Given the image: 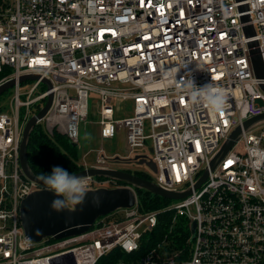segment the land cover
Wrapping results in <instances>:
<instances>
[{
    "label": "built area",
    "instance_id": "2783aa9c",
    "mask_svg": "<svg viewBox=\"0 0 264 264\" xmlns=\"http://www.w3.org/2000/svg\"><path fill=\"white\" fill-rule=\"evenodd\" d=\"M254 41L264 61V0H0V85L15 80L11 110L0 109V264H97L116 248L114 264H264V162L251 151H264V118L244 126L264 113ZM25 74L39 78L21 82ZM185 78L218 86L226 109L193 102L179 84ZM51 93L39 121L50 134L78 144L93 115L101 142L123 136L125 155H106L102 143L91 166L145 158L156 166L151 181L190 193L143 211L134 185L87 176L91 189L131 187L135 204L85 233L32 241L20 207L42 185L22 169L21 142ZM116 100L131 101L125 118L115 117Z\"/></svg>",
    "mask_w": 264,
    "mask_h": 264
},
{
    "label": "water",
    "instance_id": "95a60500",
    "mask_svg": "<svg viewBox=\"0 0 264 264\" xmlns=\"http://www.w3.org/2000/svg\"><path fill=\"white\" fill-rule=\"evenodd\" d=\"M241 10H246L247 5L243 4L240 6ZM243 21L249 20V15L242 17ZM247 35H253L255 33L254 28L251 24L244 27ZM257 41L251 42L252 47V61L255 69L256 76L264 79V61L257 47ZM38 74H25L20 77V81L23 82L28 79H37ZM44 82L51 87V83L44 79ZM15 84V80L11 79L0 85V95L11 88ZM261 87L264 90V82L261 83ZM53 94H49L47 101L43 108H41L34 116L27 122L24 132L23 139L21 142V163L22 169L26 176L36 183L41 184L37 181L34 172L31 170L28 157H27V144L30 132L33 127L39 123V121L46 115L52 104ZM264 118V113L258 116H254L245 121L244 126L247 127L256 120ZM241 131L240 126L233 131L230 138L224 144L223 148L217 155V158L222 157L233 145L234 140L238 137ZM140 164H145L151 169L155 170L156 166L153 161L141 158ZM77 176H104L113 178L116 180H122L125 183L134 185L135 187L146 188L155 195H159L168 199H179L187 196L190 191L187 192H174L157 185L150 179L144 178L134 172L128 171L122 168L114 167H98L90 166L84 167L82 170L72 173ZM207 172L204 177L197 183V186L201 184L205 179ZM94 195H98L101 198V204L97 207L92 204V198ZM54 195L50 191L42 189L36 190L30 193L21 202L20 214L22 225L24 227L26 235L34 242L40 241L45 237H53L54 239H63L71 236L85 233L90 226L99 218L120 208L132 207L136 202V194L134 190L129 186H118V187H105L101 186L92 189L87 194L86 200L82 205L77 206L75 212H70L67 209L61 212H55L51 209L50 205L54 199Z\"/></svg>",
    "mask_w": 264,
    "mask_h": 264
},
{
    "label": "trees",
    "instance_id": "16d2710c",
    "mask_svg": "<svg viewBox=\"0 0 264 264\" xmlns=\"http://www.w3.org/2000/svg\"><path fill=\"white\" fill-rule=\"evenodd\" d=\"M27 157L31 170L35 175L40 172L50 173L52 166L59 165L67 169L70 173H75L84 168L79 162L77 144L71 142L69 138L59 132L53 131L50 134L41 123L36 124L30 132L27 144ZM144 178L151 177L141 170H129ZM104 178V176H97ZM120 182H123L120 180ZM138 196V203L143 211L153 210L164 206L170 202V199L155 195L146 188L135 187ZM112 214H115L113 212ZM181 226L176 227V231H183ZM122 254L119 249H114L102 257L97 264H114Z\"/></svg>",
    "mask_w": 264,
    "mask_h": 264
},
{
    "label": "clouds",
    "instance_id": "9594fccd",
    "mask_svg": "<svg viewBox=\"0 0 264 264\" xmlns=\"http://www.w3.org/2000/svg\"><path fill=\"white\" fill-rule=\"evenodd\" d=\"M180 69L177 66L171 71L177 74ZM179 84L182 85V90L193 102H204L216 113H221L226 109L227 96L212 82L202 87H196L192 79L185 78ZM251 151L255 157V164L264 162V151L258 148H253ZM36 179L41 183L42 190L53 193L55 198L51 202L50 207L55 212H61L65 209L75 212L77 206L82 205L86 200L87 194L92 191L89 187V178L87 176L74 175L59 165L52 166L50 173L40 172ZM92 204L98 207L101 204V198L98 195H94Z\"/></svg>",
    "mask_w": 264,
    "mask_h": 264
},
{
    "label": "rangeland",
    "instance_id": "374dc122",
    "mask_svg": "<svg viewBox=\"0 0 264 264\" xmlns=\"http://www.w3.org/2000/svg\"><path fill=\"white\" fill-rule=\"evenodd\" d=\"M93 97V94H91V98ZM12 98L13 89L11 87L0 95V109L3 111H10ZM114 107L115 117L118 119L125 118L132 111V103L129 100H116L114 102ZM97 119L98 117L90 115L88 121H83L80 124V142L77 144V147L79 154V162L82 165L86 163L87 165L91 166L97 163L95 158V151L99 148L100 145H102V143L104 146L105 153L108 156H112L114 153H119L121 155H125L126 153V147L123 140V136L108 138L101 142L98 135V125L97 123H94L92 121ZM40 123L43 127H45V123L43 121ZM106 161L107 164L111 167L122 168L126 170L129 169L132 171L145 170L152 179H154L155 177V171L153 169H151L145 164L137 163L136 161L131 160L125 162L121 159V157H119V159L109 157ZM105 186L113 187L111 185Z\"/></svg>",
    "mask_w": 264,
    "mask_h": 264
},
{
    "label": "snow or ice",
    "instance_id": "6c2138e0",
    "mask_svg": "<svg viewBox=\"0 0 264 264\" xmlns=\"http://www.w3.org/2000/svg\"><path fill=\"white\" fill-rule=\"evenodd\" d=\"M41 63H43V61H40Z\"/></svg>",
    "mask_w": 264,
    "mask_h": 264
},
{
    "label": "crops",
    "instance_id": "0c3cea01",
    "mask_svg": "<svg viewBox=\"0 0 264 264\" xmlns=\"http://www.w3.org/2000/svg\"><path fill=\"white\" fill-rule=\"evenodd\" d=\"M114 168H116V167H114Z\"/></svg>",
    "mask_w": 264,
    "mask_h": 264
}]
</instances>
